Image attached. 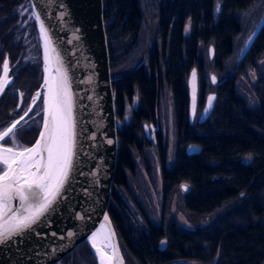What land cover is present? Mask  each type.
Instances as JSON below:
<instances>
[{
    "label": "trees",
    "instance_id": "obj_1",
    "mask_svg": "<svg viewBox=\"0 0 264 264\" xmlns=\"http://www.w3.org/2000/svg\"><path fill=\"white\" fill-rule=\"evenodd\" d=\"M158 1L165 11L159 30L163 38L157 63L159 90L173 89L181 103L179 95L186 94L184 79L191 68L200 70L206 63L203 49L207 44L213 48L211 64L219 80L212 89L216 98L208 118L186 131L175 130L171 165L166 167L163 152L156 153L161 182L160 216L156 223L145 216L136 221L124 205L121 193L135 202L127 187L135 173L134 154L143 160L148 146L136 147L139 140L135 128L116 127L117 152L108 214L125 264H264V69L256 68L251 86L255 107L236 91L237 78L264 54V18L237 67L225 75V61L233 52L234 39L241 29L239 13L255 0ZM22 2L27 0H0V19L8 12V5L14 9ZM104 3L105 0L103 24L110 68L117 75L121 55L127 48L126 26L135 31L139 13L135 0ZM107 23L112 28L110 36ZM170 25L172 33L168 39L164 28ZM183 26L189 29L185 38ZM157 64L154 62L152 67ZM144 73L129 74L118 81L119 85L115 84V90L116 94L129 93L131 85L136 84L142 94L144 113H150L155 78L152 72L149 77ZM187 144L197 145L199 151L185 153ZM149 167L145 165L146 172ZM183 184L187 191L181 193ZM173 198L175 212L170 211ZM177 213L191 228L177 221ZM74 253L77 264H96L84 242L74 248Z\"/></svg>",
    "mask_w": 264,
    "mask_h": 264
},
{
    "label": "water",
    "instance_id": "obj_2",
    "mask_svg": "<svg viewBox=\"0 0 264 264\" xmlns=\"http://www.w3.org/2000/svg\"><path fill=\"white\" fill-rule=\"evenodd\" d=\"M28 4L41 55L42 117L34 142L23 147H32L40 138V131L43 128L45 89L42 85L45 78V60L40 22L34 15L38 13L52 41V47L56 50L51 56L59 55L62 69L68 76L73 101L75 156L62 195L45 215L30 229L0 243V264H54L83 242L87 245L95 263L101 264L100 256L93 247L94 233L98 234L95 238L96 246L101 248L105 257H112L107 264H125L108 214L116 162L117 126L103 24V1L28 0ZM257 29L252 33V38ZM250 41H247V46ZM208 54L211 59L213 55L211 45L208 47ZM59 67H61L60 62L53 59L49 65L48 75L57 76ZM193 70L194 68L187 80L191 115L194 113L196 100V77L194 85L191 78ZM212 77L213 75L210 74V81L215 84L216 78L213 82ZM3 79L2 63L0 83ZM8 81L10 82L9 79ZM1 96L2 94L0 98ZM209 96L214 98L211 107L208 104ZM215 98L216 93L207 94L198 123L208 118ZM206 108L207 112H205ZM187 151L198 152L199 147L192 145ZM182 186L186 185H181V189L187 190V186L186 188ZM12 203L14 207L19 205L17 200ZM68 233L72 235L69 236Z\"/></svg>",
    "mask_w": 264,
    "mask_h": 264
},
{
    "label": "flooded vegetation",
    "instance_id": "obj_3",
    "mask_svg": "<svg viewBox=\"0 0 264 264\" xmlns=\"http://www.w3.org/2000/svg\"><path fill=\"white\" fill-rule=\"evenodd\" d=\"M135 1L139 13V23L135 31L133 30L134 27H130V25L126 26V31L129 34L124 38V44H126L127 48L121 55V65L117 75L113 74L109 61L116 126L117 128L125 129L135 128L138 131L139 140L136 143V147L142 149L146 145L148 148L152 147L156 153L161 154L163 152L166 163L169 143L164 140L162 135L163 123L160 114V104L163 99L168 100L171 116L170 127L173 161L174 146L177 138L175 130L183 129V131H186L191 125L201 124L197 121L204 107L206 96L208 93H215V91L205 93V87L198 81L197 68L193 67L196 72V100L194 113L191 115L187 80L193 68L190 69L184 79L186 94L179 95L182 96L181 103L178 101L173 89H162L163 87H161L162 90H159L160 87L157 80L159 67L157 63L163 44V38H161V32L159 30L160 24L163 23L162 20L165 18L164 5H160L158 0H147V8L150 11L148 13L149 16H146V12L141 6L142 0ZM106 3H108V0H105L104 4ZM25 4L29 10L27 17ZM9 6H7L8 12L0 19V71L4 59L7 58L9 65L8 79L10 80L0 98V133H3L8 127L20 121L21 117H24L21 125L16 130V138L21 145L28 146L39 132L42 117L40 47L28 0L27 2L19 3L14 9L9 8ZM108 23L112 25V21L109 20ZM109 24L106 29L107 34L110 36L112 28ZM129 24L132 23L130 22ZM164 31L168 39H170L172 33L171 25L164 28ZM133 33L134 36H130ZM182 33L184 38L185 36L187 37L189 29L183 26ZM109 44H112V42L109 41ZM131 54L133 55L130 56ZM154 62H156L157 66L152 67ZM136 71L145 72L144 74L148 77L149 73L152 72L155 78L154 94H152L153 106L151 107L150 113H144L146 110L142 105V94L136 84L131 85L129 93L122 92L121 94H116L115 84L117 83L119 85V80L126 78L129 74ZM217 83H211V85L216 87ZM38 91L40 92V96L37 98L36 103L33 104V97L36 96ZM164 91L165 94H163ZM180 104L181 108L179 107ZM30 106L32 111L29 112ZM199 107H201V110L196 121H194ZM26 112L28 113L27 116H25ZM181 120L183 121L181 122ZM3 145L11 147V143L7 138L3 142ZM192 145L195 144H187L184 147L185 153L189 155L196 153L187 151ZM74 248L54 264H77V253H74Z\"/></svg>",
    "mask_w": 264,
    "mask_h": 264
},
{
    "label": "snow or ice",
    "instance_id": "obj_4",
    "mask_svg": "<svg viewBox=\"0 0 264 264\" xmlns=\"http://www.w3.org/2000/svg\"><path fill=\"white\" fill-rule=\"evenodd\" d=\"M34 15L40 22V32L44 40L43 128L40 131V138L29 148H24L16 138V130L24 117L0 133V243L30 229L45 215L62 195L72 171L75 156L73 101L68 76L62 69L59 55L51 56V53L56 50L52 47V41L40 14L34 13ZM251 38L249 37V40ZM53 59L60 62L61 67L57 68V76L50 77L49 65ZM3 69L4 79L0 83V94L9 82L7 58L4 59ZM195 77L194 69L191 74L193 85ZM212 80L215 82L214 76ZM39 96L38 91L33 97V104ZM213 99L211 96L208 97L209 107ZM30 111H32L31 106ZM207 111L206 108L205 112ZM27 115L26 112L25 116ZM6 138L11 143V147L3 146ZM182 187L186 188V186ZM14 200L19 202L18 206H13ZM68 235L71 236L72 233ZM97 235V233L93 234V247L100 256L101 264H107L112 257H105L101 248L96 246ZM115 252L114 249V254Z\"/></svg>",
    "mask_w": 264,
    "mask_h": 264
},
{
    "label": "rangeland",
    "instance_id": "obj_5",
    "mask_svg": "<svg viewBox=\"0 0 264 264\" xmlns=\"http://www.w3.org/2000/svg\"><path fill=\"white\" fill-rule=\"evenodd\" d=\"M141 6L143 10L146 12V16H149V9L147 8V0L141 1ZM25 12L26 17L28 15L29 10L25 4ZM148 14V15H147ZM29 17V16H28ZM239 21L241 29L239 33L236 35L233 43V52L227 58L224 64L225 72L224 74H230L237 67V64L242 57L243 53L247 48V41L249 37H251L252 33L258 28L261 20L264 18V0H255L248 8L241 11L239 13ZM141 46V45H140ZM208 44L205 45L203 49V56L206 63L203 64L200 70H197V77L200 84L205 87V93L213 91L214 88L210 83V74H212L216 78V82L219 80V76L217 71L214 70L213 65L211 64V59H209L208 54ZM139 50V49H137ZM136 50V51H137ZM131 54L130 56H132ZM213 57V55H212ZM132 58V57H131ZM121 63V61H120ZM256 68L264 69V54H262L258 60L257 64L246 69L236 81V91L238 94L247 99L248 104L251 107H255V101L251 96V86L256 79ZM223 74V75H224ZM205 79L204 82L202 79ZM202 82V83H201ZM165 94V91L164 93ZM201 107L198 108V113L194 121H196L199 111ZM160 114L162 118V126L163 131L162 135L164 140L168 141V149H167V161L165 163L166 167L170 166L172 163V134L170 127V112H169V104L168 100H164L160 104ZM120 123V121H118ZM146 155L141 160L137 154H134V161L136 164L134 175L128 180V190L132 195L133 200L126 198V195L121 193L124 205L127 209L128 214L140 222L141 217H147L151 222L156 223L159 220L160 216V193H161V182H160V167L158 164V159L156 157V152L152 147L147 148ZM148 155V156H147ZM148 164L149 171L146 172L145 165ZM187 190L180 189L181 193L186 192ZM129 198V196H128ZM170 211L175 212V198L171 201ZM177 221L186 228H191L185 218L180 214H176Z\"/></svg>",
    "mask_w": 264,
    "mask_h": 264
}]
</instances>
